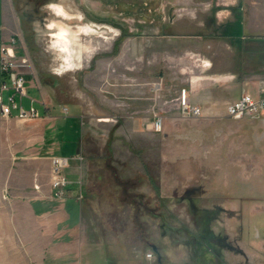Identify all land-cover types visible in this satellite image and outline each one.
<instances>
[{
  "label": "rangeland",
  "instance_id": "1",
  "mask_svg": "<svg viewBox=\"0 0 264 264\" xmlns=\"http://www.w3.org/2000/svg\"><path fill=\"white\" fill-rule=\"evenodd\" d=\"M187 2L4 0L0 45L14 46L29 96L49 108L28 121L0 114V264H44L43 252L25 249L16 232L18 215L28 212L22 194L10 193L8 174L24 162L21 149L58 146L61 127L51 124L60 106L70 102L71 124L83 99L88 147L79 155L90 237L139 245L157 264H264V117L185 118L174 108L177 90L197 74L191 59L179 57L199 31ZM200 13L192 17L202 20ZM60 25L65 44L56 41ZM130 84L137 106L156 105L157 90L165 102L163 129L149 128L148 138H127L118 133L126 123L110 121Z\"/></svg>",
  "mask_w": 264,
  "mask_h": 264
},
{
  "label": "crops",
  "instance_id": "2",
  "mask_svg": "<svg viewBox=\"0 0 264 264\" xmlns=\"http://www.w3.org/2000/svg\"><path fill=\"white\" fill-rule=\"evenodd\" d=\"M187 3L195 5L190 20L199 28L190 39L191 50L179 55L180 59H191V67L197 70L196 75L190 76L189 85H184L190 89L192 102L202 108L203 114H217L226 112L228 103L237 100L244 91L260 97L264 93V0H188ZM188 9L193 12L190 7ZM197 10L201 11L202 20L192 17ZM5 11L4 0H0V27L4 23ZM1 45L0 57L5 44ZM70 65L67 69L62 67L60 73L71 70L74 65ZM1 75L0 72V83ZM124 90L126 99L123 105L120 103L119 109L115 108L120 113L108 114L110 121H124L127 130L121 128L118 133L122 134L123 130L127 138H148L152 133L149 120L152 122L155 113L165 112V102L159 101L157 90L156 105L150 101L146 107L144 101L143 107H139L136 105L135 87L126 85ZM237 90H240L239 94L235 92ZM68 103L62 104V108L60 106L61 111L64 107L70 110ZM78 104L80 112L72 115L76 118L74 123L70 124L65 119L69 114L63 112L60 121L51 124L61 127L58 146L21 149L20 153L25 155L24 162H15L10 169L7 182L14 186L10 193L22 194L21 202L28 212L27 219L22 214L18 215L21 224L16 227V232L25 249L43 252L44 264H157L153 257H147L149 251L139 245L89 236L92 231L83 220V160L73 159L63 170L67 178L64 196L53 195L51 156L79 155L88 147L84 117L89 115V104L85 99ZM55 106L57 108L58 105ZM46 107L49 108L48 105ZM174 108L177 109L176 106ZM74 124H78L75 134L68 135V129ZM67 137L72 144L70 149H64ZM118 146L116 143L113 147ZM113 147L108 146V149ZM125 149H130L129 145H125ZM150 247L155 249L154 245Z\"/></svg>",
  "mask_w": 264,
  "mask_h": 264
},
{
  "label": "built area",
  "instance_id": "3",
  "mask_svg": "<svg viewBox=\"0 0 264 264\" xmlns=\"http://www.w3.org/2000/svg\"><path fill=\"white\" fill-rule=\"evenodd\" d=\"M12 42H15L14 38H12ZM22 68L23 63L17 60L14 46L3 45L0 57V72L2 74L0 114L2 117L14 116L22 121L34 120L42 117L47 107L42 105L37 98L29 96L28 82ZM26 99L28 104L25 102ZM175 106L179 114L185 118L198 117L203 114L202 108L192 102L190 89L186 86L179 89ZM63 112L68 113L67 107H64ZM226 112L234 118L264 117V93L256 98L244 91L237 100L228 103ZM151 128L156 132L163 129L162 114L155 113L153 115ZM76 158L81 159L82 157L80 155H54L51 157V187L54 196H64L67 178L63 170ZM147 257L152 258L153 251H149Z\"/></svg>",
  "mask_w": 264,
  "mask_h": 264
},
{
  "label": "bare ground",
  "instance_id": "4",
  "mask_svg": "<svg viewBox=\"0 0 264 264\" xmlns=\"http://www.w3.org/2000/svg\"><path fill=\"white\" fill-rule=\"evenodd\" d=\"M66 32H67V28L63 25H60V29H59V32L57 34L58 37H57L56 41H58L59 43L65 44L66 39H67Z\"/></svg>",
  "mask_w": 264,
  "mask_h": 264
}]
</instances>
